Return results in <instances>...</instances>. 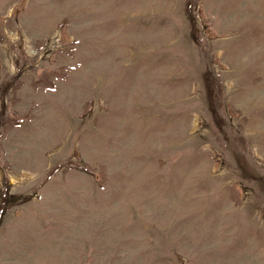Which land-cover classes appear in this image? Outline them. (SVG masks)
Listing matches in <instances>:
<instances>
[{"label":"rangeland","instance_id":"374dc122","mask_svg":"<svg viewBox=\"0 0 264 264\" xmlns=\"http://www.w3.org/2000/svg\"><path fill=\"white\" fill-rule=\"evenodd\" d=\"M263 85L264 0H0V264H264Z\"/></svg>","mask_w":264,"mask_h":264},{"label":"bare ground","instance_id":"6f19581e","mask_svg":"<svg viewBox=\"0 0 264 264\" xmlns=\"http://www.w3.org/2000/svg\"><path fill=\"white\" fill-rule=\"evenodd\" d=\"M146 2H147V1H146ZM158 3H159V2H158ZM149 5H150V4H149ZM97 6H98V5H97ZM150 6H152V5H150ZM160 6H161V5H160ZM146 7H147V5H146ZM128 9H129V8H128ZM150 9H151V8H150ZM159 10H160V9H159ZM99 11H100V10H99ZM135 12H136V11H135ZM126 13H127V12H126ZM127 14H128V13H127ZM121 19H122V18H121ZM39 24H40V23H39ZM120 25H121V24H120ZM39 26H40V25H39ZM40 28H41V27H40ZM111 31H112V30H111ZM155 32H156V31H155ZM113 39H114V38H113ZM113 39H112V40H113ZM116 40H117V39H116ZM262 43H263V42H262ZM143 45H144V44H143ZM108 73H109V72H108ZM111 74H112V73H111ZM109 75H110V74H109ZM114 75H115V74H114ZM114 75H113V77H114ZM252 79H253V78H252ZM249 85H250V84H249ZM259 85H260V84H259ZM263 86H264V85H263ZM252 88H253V87H252ZM252 88H251V89H252ZM256 88H257V87H256ZM261 88H262V87H261ZM254 89H255V88H254ZM257 90H258V89H257ZM257 90L255 89V91H254V90H252V91H253V92H256ZM260 91H261V90H260ZM263 92H264V91H263ZM247 94H248V92H247ZM250 94H251V93H250ZM253 94H254V93H253ZM248 95H249V94H248ZM262 97H263V96H262ZM140 100H141V99H140ZM254 100H256V99H254ZM252 101H253V100H252ZM263 101H264V99H263ZM141 102H142V101H141ZM255 102H257V101H255ZM253 104H254V103H253ZM255 104H256V103H255ZM252 107H253V106H252ZM255 107H256V106H255ZM252 109H253V108H252ZM249 110H250V109H249ZM256 111H257V110H256ZM261 122H262V121H261ZM263 123H264V122H263ZM260 128H261V127H260ZM254 131H255V130H254ZM36 132H37V131H36ZM37 133H38V132H37ZM263 134H264V133H263ZM188 173H189V172H188ZM176 174H177V173H176ZM197 175H198V174H197ZM188 176H190V175H188ZM192 176H193V175H192ZM193 179H194V178H193ZM201 179H202V178H201ZM180 180H181V179H180ZM175 181H176V180H175ZM184 183H185V182H184ZM194 183H195V182H194ZM194 185H195V184H194ZM170 186H171V185H170ZM174 187H175V186H174ZM177 187H178V186H177ZM179 187H180V186H179ZM179 187H178V188H179ZM198 187H199V186H198ZM170 188H171V187H170ZM170 188H169V189H170ZM206 189H207V188H206ZM183 190H184V189H183ZM214 191H215V190H214ZM175 192H177V191H175ZM175 192H174V193H175ZM199 192H200V191H199ZM212 192H213V191H212ZM181 193H182V192H181ZM172 194H173V193H172ZM178 194H179V193H178ZM168 195H169V194H168ZM185 195H186V194H185ZM206 195H207V194H206ZM191 196H192V195H191ZM196 196H197V195H196ZM186 197H187V196H186ZM202 197H203V196H202ZM176 199H178V198H176ZM176 199H175V200H176ZM178 200H179V199H178ZM180 200H181V199H180ZM192 200H193V199H192ZM176 202H177V201H176ZM181 203H182V201H181ZM207 203H208V202H207ZM221 203H222V202H221ZM188 204H189V203H188ZM181 206H182V204H181ZM188 207H189V206H188ZM205 207H206V206H205ZM219 207H220V206H219ZM222 207H223V206H222ZM182 208H183V207H182ZM202 208H203V207H202ZM172 209H173V207H172ZM197 209H198V208H197ZM205 209H206V208H204V210H205ZM180 210H181V209H180ZM180 210H179V213H180ZM207 210H208V209H207ZM90 211H91V210H90ZM183 212H184V211H183ZM192 212H193V211H192ZM202 212H203V211H202ZM204 212H205V211H204ZM204 212H203V213H204ZM211 213H212V212H211ZM196 214H197V213H196ZM203 215L205 216V214H203ZM203 215H202V216H203ZM214 215H215V214H214ZM236 215H237V214H236ZM96 216H97V215H96ZM212 216H213V215H212ZM193 217H194V215H193ZM196 217H197V216H196ZM209 217H210V216H209ZM217 217H218V216H217ZM221 217H222V216H221ZM238 217H239V216H238ZM210 218H212V217H210ZM222 218H223V217H222ZM189 219H190V218H189ZM189 219H188V220H189ZM202 219H204V218H202ZM212 219L214 220V217H213ZM216 219H217V218H216ZM239 219H241V217H239ZM179 220H180V219H179ZM207 220H208V219H207ZM211 221H212V220H211ZM203 222H204V221H203ZM209 223H210V222H209ZM209 223H208V224H209ZM213 224H214V223H213ZM168 225H169V224H168ZM218 225H219V224H218ZM122 227H123V226H122ZM125 227H126V225H125ZM221 227H222V226H221ZM189 228H190V227H189ZM207 229H208V228H207ZM68 232H70V231L68 230ZM179 232H180V231H179ZM210 232H211V231H210ZM215 232H216V231H215ZM194 234H195V233H194ZM207 234H208V233H207ZM210 234H211V233H210ZM210 234H209V235H210ZM212 234H213V233H212ZM221 234H222V233H221ZM118 235H119V234H118ZM139 235H140V234H139ZM179 236H180V234H179ZM195 236H196V235H194V237H195ZM212 236H213V235H211V238H212ZM207 237H208V236H207ZM209 237H210V236H209ZM215 237H216V236H215ZM188 240H189V239H188ZM201 240H202V239H201ZM250 240H251V239H250ZM194 241H195V240H194ZM198 241H199V240H198ZM207 241H210V240L207 239ZM138 243H139V242H138ZM138 243H137V244H138ZM135 245H136V244H135ZM205 246H206V245H205ZM210 249H211V248H210ZM255 249H256V248H255ZM240 259H241V258H240ZM240 259L237 258V260H240ZM261 259H262V258H261ZM242 260H243V259H242ZM249 260H250V259H249ZM235 261H236V259H235ZM250 261H251V260H250ZM239 262H240V261H239ZM261 262H264V261H261ZM236 263H237V262H236ZM237 264H238V263H237ZM261 264H263V263H261Z\"/></svg>","mask_w":264,"mask_h":264}]
</instances>
